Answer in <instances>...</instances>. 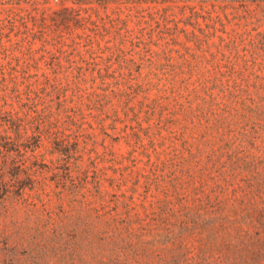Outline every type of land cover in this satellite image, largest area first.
Here are the masks:
<instances>
[{
  "label": "rangeland",
  "instance_id": "obj_1",
  "mask_svg": "<svg viewBox=\"0 0 264 264\" xmlns=\"http://www.w3.org/2000/svg\"><path fill=\"white\" fill-rule=\"evenodd\" d=\"M216 10L0 0V264H79L91 243L108 259L129 217L212 189L220 143L193 85L264 75L225 47L235 22L214 34Z\"/></svg>",
  "mask_w": 264,
  "mask_h": 264
},
{
  "label": "trees",
  "instance_id": "obj_2",
  "mask_svg": "<svg viewBox=\"0 0 264 264\" xmlns=\"http://www.w3.org/2000/svg\"><path fill=\"white\" fill-rule=\"evenodd\" d=\"M175 1L217 9L210 17L214 34L218 26L235 22L225 47L230 54L260 60L256 65L264 72V0ZM211 37L195 36V41L203 47ZM193 86L189 95L204 99L209 128L220 143L211 156L214 186L192 202L162 203L154 225L137 214L142 222L136 230L129 217L108 251L115 255L107 259L102 245L91 243L88 261L80 256L79 264H264V75L199 80ZM30 263L49 264L38 257Z\"/></svg>",
  "mask_w": 264,
  "mask_h": 264
}]
</instances>
